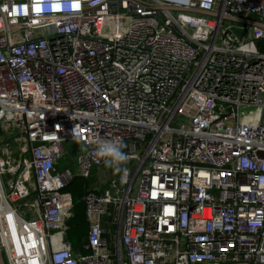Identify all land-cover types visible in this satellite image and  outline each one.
<instances>
[{
	"label": "built area",
	"instance_id": "obj_1",
	"mask_svg": "<svg viewBox=\"0 0 264 264\" xmlns=\"http://www.w3.org/2000/svg\"><path fill=\"white\" fill-rule=\"evenodd\" d=\"M0 264H264V0H0Z\"/></svg>",
	"mask_w": 264,
	"mask_h": 264
},
{
	"label": "trees",
	"instance_id": "obj_2",
	"mask_svg": "<svg viewBox=\"0 0 264 264\" xmlns=\"http://www.w3.org/2000/svg\"><path fill=\"white\" fill-rule=\"evenodd\" d=\"M125 163L121 165V169L124 167ZM121 171V170H120ZM86 179L78 177L70 184V186L65 190L71 193L74 201L73 217L69 221V231L67 233V239L73 248L81 247L84 244L88 236V222L86 219L85 204L83 198L86 193L87 184Z\"/></svg>",
	"mask_w": 264,
	"mask_h": 264
},
{
	"label": "clouds",
	"instance_id": "obj_3",
	"mask_svg": "<svg viewBox=\"0 0 264 264\" xmlns=\"http://www.w3.org/2000/svg\"><path fill=\"white\" fill-rule=\"evenodd\" d=\"M123 147L122 142L100 141L96 146V155L103 158L107 166L120 171L121 165L127 161V156L122 151Z\"/></svg>",
	"mask_w": 264,
	"mask_h": 264
},
{
	"label": "crops",
	"instance_id": "obj_4",
	"mask_svg": "<svg viewBox=\"0 0 264 264\" xmlns=\"http://www.w3.org/2000/svg\"><path fill=\"white\" fill-rule=\"evenodd\" d=\"M110 168L111 167H109V166L108 167H102V168H99V170L96 173H93L90 180L87 181V184L89 185V187L96 189V190H99V191L104 190L108 186L110 180L113 179L112 177L109 178V176H106L107 175L106 172H105V174H103L105 170H108ZM113 218L114 217H112V216H106L104 218V222H105L106 226L108 225V223L109 224L111 223ZM107 237H109V236H107ZM85 242H86V240H85ZM83 245L84 244H81L80 245L81 247H78V248L72 247L73 251L75 253L85 254L86 252L83 250Z\"/></svg>",
	"mask_w": 264,
	"mask_h": 264
},
{
	"label": "rangeland",
	"instance_id": "obj_5",
	"mask_svg": "<svg viewBox=\"0 0 264 264\" xmlns=\"http://www.w3.org/2000/svg\"><path fill=\"white\" fill-rule=\"evenodd\" d=\"M112 31V30H111ZM68 149V155L67 157H65L63 163L61 164L62 167H71L74 168V164H73V160L76 161L77 157L79 156V153L77 152V150H75L73 147H71V145H67ZM71 147V148H70ZM99 169L95 168L93 170V173H96ZM106 172V176H109V178H115L119 175L120 171H116L114 170V168H110L108 170H105L103 174H105ZM105 176V177H106Z\"/></svg>",
	"mask_w": 264,
	"mask_h": 264
}]
</instances>
